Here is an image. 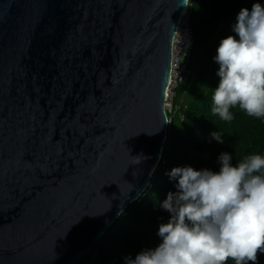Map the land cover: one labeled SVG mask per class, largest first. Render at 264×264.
I'll return each instance as SVG.
<instances>
[{"label":"water","instance_id":"obj_1","mask_svg":"<svg viewBox=\"0 0 264 264\" xmlns=\"http://www.w3.org/2000/svg\"><path fill=\"white\" fill-rule=\"evenodd\" d=\"M188 0H0V264H80L162 159Z\"/></svg>","mask_w":264,"mask_h":264},{"label":"clouds","instance_id":"obj_2","mask_svg":"<svg viewBox=\"0 0 264 264\" xmlns=\"http://www.w3.org/2000/svg\"><path fill=\"white\" fill-rule=\"evenodd\" d=\"M232 31L236 36L222 38L213 57L219 81L211 113L231 122L230 108H238L264 122V6L241 8ZM210 137L225 143L220 132ZM217 162L218 171L186 165L167 173L175 191L159 202L170 214L158 226L159 243L124 257V264H258L257 253L264 254V155L233 163L232 154L221 152Z\"/></svg>","mask_w":264,"mask_h":264},{"label":"trees","instance_id":"obj_3","mask_svg":"<svg viewBox=\"0 0 264 264\" xmlns=\"http://www.w3.org/2000/svg\"><path fill=\"white\" fill-rule=\"evenodd\" d=\"M254 3L264 6V0H188L194 43L187 77L173 90L175 113L168 115L171 123L162 159L144 194L115 220L80 264H124V257L134 258L142 249L159 243L158 226L170 216L159 202L175 191V182L167 175L173 167L218 171L221 152L232 154L233 163L249 154L264 155V122L238 108H230L231 122L211 113V97L219 81V65L213 59L216 48L222 38L236 36L232 25L238 12L241 8L250 11ZM213 131L220 132L225 143L211 139ZM257 256L258 264H264V254L258 252ZM227 264L234 261L229 259Z\"/></svg>","mask_w":264,"mask_h":264},{"label":"built area","instance_id":"obj_4","mask_svg":"<svg viewBox=\"0 0 264 264\" xmlns=\"http://www.w3.org/2000/svg\"><path fill=\"white\" fill-rule=\"evenodd\" d=\"M189 15L190 10L182 19L179 25L178 32L176 33V36L173 41L171 85L169 93L167 95L165 107L168 124L171 123V118H169L168 115L170 116L175 113L174 107L172 105V100L174 97L173 90L187 77L188 71L186 65L189 61L194 43L193 35L190 28Z\"/></svg>","mask_w":264,"mask_h":264}]
</instances>
